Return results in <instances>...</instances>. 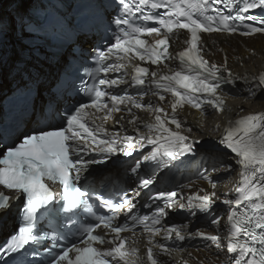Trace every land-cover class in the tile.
<instances>
[{"label": "snow or ice", "instance_id": "6c2138e0", "mask_svg": "<svg viewBox=\"0 0 264 264\" xmlns=\"http://www.w3.org/2000/svg\"><path fill=\"white\" fill-rule=\"evenodd\" d=\"M112 6L117 14L110 15L108 23L115 28L106 37V46L97 45L95 66L86 69L93 83L77 89L87 100L67 106L59 103L66 93L64 79L57 76L51 84L29 87L44 75L43 70L11 55L10 49L14 53L12 42L34 33L47 36L50 28L72 40L80 25L67 15L52 21L47 16L19 14L18 28L0 19V73L27 76L24 88L29 93L50 92L47 103L33 108L29 126L16 142L0 151V214L22 198L23 221L17 234L0 245V262L9 264L6 257L24 256L26 246L47 239L52 241L45 249L47 264H264V111L229 120L216 143L192 136L193 129L185 127L186 118L181 116L185 106L202 115L206 108L225 112L226 86L239 83L249 97L264 92V71L233 72L226 53L221 63L210 61L206 57L214 53L202 38L211 33L264 35V15L253 14L257 9L264 13V0H113ZM92 7L103 8V4ZM170 40H179L185 47L169 52ZM49 55L54 58L59 53ZM68 55L77 56L72 44L64 53L65 63ZM136 61L167 71H150ZM166 61H179V65L170 68ZM149 94L167 102L171 111L150 100L142 103ZM134 109L148 112L153 119L141 120ZM109 120L132 125L135 135H109L103 127ZM140 124L146 133H141ZM148 145L151 150L145 152ZM221 147L237 158L240 179L233 189L218 194L211 174L218 170ZM121 156L131 159L121 161ZM109 162L122 166L127 187L102 189L104 174L93 166ZM185 163L197 164L194 175L206 181L207 188L185 196L183 189L192 188L194 181L178 185L179 192L157 187L160 168L171 170ZM89 177L100 184L90 183ZM142 194L143 207L149 209L144 214L136 211ZM218 202L226 206V215L220 214ZM176 211L192 217L200 214L212 230H190L188 223L170 222V212ZM45 215L57 220L52 235L40 225ZM69 236L73 239L54 251L57 242ZM197 239L206 242V252L214 247L216 253L201 258L183 246ZM178 252L186 256L174 259Z\"/></svg>", "mask_w": 264, "mask_h": 264}, {"label": "bare ground", "instance_id": "6f19581e", "mask_svg": "<svg viewBox=\"0 0 264 264\" xmlns=\"http://www.w3.org/2000/svg\"><path fill=\"white\" fill-rule=\"evenodd\" d=\"M28 1V0H27ZM34 1V0H33ZM3 4V3H2ZM2 4L0 7H3ZM18 10L15 13L21 12L24 9V2L17 5ZM0 11H3L2 9ZM2 17V16H0ZM183 39V36H181ZM203 41L205 46L211 50L214 55L207 56L211 61L216 63H221L225 53L228 56V63L233 72L236 73H258L264 71V35H257L253 37H242L238 35H227V34H205L203 35ZM172 42V50L176 52L177 50L182 49L185 45L181 44L179 40ZM223 49V52L219 51ZM135 63H140L136 61ZM170 68L173 67V62H168ZM141 66H143L141 64ZM151 70H158L160 72H165L167 69H158L156 67H150ZM227 100V107L225 112L219 113L211 108H207L204 114L202 115L195 109H191L188 106H185V109L181 112L182 117L186 118L185 127H191L193 129L191 135L194 137H199L202 140H211L212 138L219 139L224 132L225 127L229 120H235L238 116H243L249 113H255L256 111L264 110V92H258L255 97H249L246 91L241 90V85L238 83L236 85V90L234 92H228L225 95ZM151 101L153 104H160L167 111H171L167 102H160L158 97H153L151 94L144 97L142 103ZM243 109V111H241ZM137 116L140 117L143 121H151L153 116L148 112L135 110ZM119 114H117L118 118ZM97 124L102 122L97 120ZM123 125V126H121ZM217 125L219 127H217ZM103 127L107 130L109 135L115 133H122L128 135H135L133 131V126L128 125L126 122L122 121L120 125L116 124L114 121L109 120L103 122ZM141 133H146L147 129L143 124L139 125ZM137 154V153H134ZM235 157L228 156L225 152L220 151L219 160L221 167L216 171L218 175L219 182L217 183V192L218 194H223L231 189H233L239 179V165L236 163ZM230 166L229 170H226V167ZM122 168H117L116 171L120 173ZM110 171H113L111 169ZM206 181H198L194 183V189L191 191H186V195L195 192L199 188H207ZM185 195V196H186ZM180 223H188L190 230H193L194 220L187 218L182 220ZM223 221L221 226L223 229ZM198 226L208 228L209 231L212 229L208 227L207 222L202 220L198 223ZM10 227V229H9ZM11 231V226L6 225L0 234V240L5 238V236ZM137 233H140L137 232ZM127 235V234H126ZM192 251L194 255L200 256L203 258L207 254L216 253V249L213 247L211 253H208L204 250V246L195 247L190 244L183 245ZM195 248H200L201 251H195ZM141 251L143 252V241H141ZM181 256H186V253L178 252L174 256V259H179ZM220 258L224 259L225 254L221 253ZM167 259V257H164Z\"/></svg>", "mask_w": 264, "mask_h": 264}, {"label": "water", "instance_id": "95a60500", "mask_svg": "<svg viewBox=\"0 0 264 264\" xmlns=\"http://www.w3.org/2000/svg\"><path fill=\"white\" fill-rule=\"evenodd\" d=\"M5 1V0H4ZM16 2H18V0H15ZM24 2H25V5H24V12H23V14L24 13H27L28 12V9L32 6V3H30V2H28L27 0H24ZM14 28H15V26H14ZM27 39H30V38H24V39H21V40H17V42L16 41H13L12 42V47H14V49H15V52L13 53L12 51H11V49H10V54H12V55H14V54H16V55H18V54H20V51L19 50H17V45L18 46H21V47H23L24 49H23V52H27V53H29L30 55H32V56H34V55H36V53L37 52H39V53H45V49L43 48V47H35V48H32V47H30L29 45H27V44H24V40H27ZM21 60V59H20ZM13 83V82H12ZM12 83H10V86H9V88H8V92L12 89ZM5 93H3L2 94V96L4 95ZM13 211H14V205H12V208H11V210L9 211V212H7V213H5V214H0V224L8 217V216H10L12 213H13Z\"/></svg>", "mask_w": 264, "mask_h": 264}, {"label": "rangeland", "instance_id": "374dc122", "mask_svg": "<svg viewBox=\"0 0 264 264\" xmlns=\"http://www.w3.org/2000/svg\"><path fill=\"white\" fill-rule=\"evenodd\" d=\"M28 1H33V0H28ZM1 4H2L3 7H0V10L2 9L3 11H0V16H2V18L6 20L7 25L9 27H11V23L9 21V18H12L15 15V12H16V10H18V8H16L17 6L13 3L12 0L0 1V5ZM20 49H21L20 47H17V50H20ZM14 56H16V54H14ZM18 57H21V55H19ZM26 58H30V57L27 56ZM45 61H48V60L46 59ZM60 61H61V59L59 60V62ZM33 62L36 63L37 65H41L43 68L46 67L45 64H43L42 62L38 61L37 59H33ZM4 74L5 73H0V77L2 76V79L0 80V91L6 88V87H1V85H6L7 84V82L3 79ZM8 80H11V79L9 78ZM212 139H217V138H212ZM9 229H10V227H9ZM198 246H203V245L201 244V245H198Z\"/></svg>", "mask_w": 264, "mask_h": 264}]
</instances>
